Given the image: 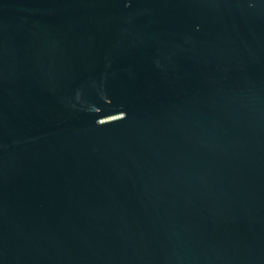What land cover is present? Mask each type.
Segmentation results:
<instances>
[{
	"label": "water",
	"instance_id": "95a60500",
	"mask_svg": "<svg viewBox=\"0 0 264 264\" xmlns=\"http://www.w3.org/2000/svg\"><path fill=\"white\" fill-rule=\"evenodd\" d=\"M0 264H264V0H0Z\"/></svg>",
	"mask_w": 264,
	"mask_h": 264
}]
</instances>
